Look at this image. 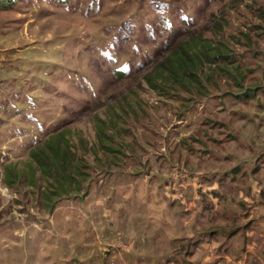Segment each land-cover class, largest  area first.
Segmentation results:
<instances>
[{
	"label": "rangeland",
	"instance_id": "1",
	"mask_svg": "<svg viewBox=\"0 0 264 264\" xmlns=\"http://www.w3.org/2000/svg\"><path fill=\"white\" fill-rule=\"evenodd\" d=\"M263 12L264 0H0V264H193L198 231L223 228L225 248L241 215L264 224ZM192 37L215 48L203 70L220 49L238 74L208 72L201 93L152 89L166 45ZM59 126L90 166L80 195L50 210L30 152Z\"/></svg>",
	"mask_w": 264,
	"mask_h": 264
},
{
	"label": "trees",
	"instance_id": "2",
	"mask_svg": "<svg viewBox=\"0 0 264 264\" xmlns=\"http://www.w3.org/2000/svg\"><path fill=\"white\" fill-rule=\"evenodd\" d=\"M7 2L9 0H1V5H5ZM262 17H264V12ZM211 46L212 42L210 39L205 40L201 38L200 40H194L193 37L188 41H184L179 47L171 48L170 44L166 45L168 54L166 57H162V60L156 62L157 65L152 70L150 77L146 78L147 83L152 89L155 86H158V89H163L169 84L175 90L195 87L196 91L201 93L205 87L201 80L209 78L208 72H216V70L225 71V77H232V73L229 70L232 69L238 74L237 66L233 68L232 65H229L228 55L224 54L220 49H217L218 54L213 56L216 57L213 59L219 62L213 64V68L209 66L208 70L202 69V60L210 51V56L214 54L215 48L212 49ZM213 59L212 61H214ZM126 74L120 72L117 75L118 77H125L124 75ZM234 81L237 82L236 80ZM94 119L99 128L107 126L110 123L99 115L94 116ZM100 133H103L102 129ZM233 137L235 136L233 135ZM71 141L72 135L70 137L67 130L63 131L62 126H59L49 133L42 135V137L39 136L34 140V145L31 146L33 147L30 152L31 160L37 164L36 170L40 171L44 179L43 181L48 184L43 194L44 198L51 204L50 210L54 209V203L60 199H70L79 196L82 185L86 182L81 169L84 167L86 170L90 164L84 166L85 161L74 156ZM205 151L212 153L210 149H206ZM11 167H4L5 177L8 180L13 175L12 171L14 167ZM177 172L180 173L179 170ZM180 176L181 174L177 176V181L175 182L179 181ZM169 189L172 191L171 186ZM215 193L214 195H216ZM71 195L74 196L71 197ZM210 206L209 203L205 208L211 210ZM241 216L242 218H246L247 215ZM216 230H223V228L219 229L218 226H213L209 232Z\"/></svg>",
	"mask_w": 264,
	"mask_h": 264
},
{
	"label": "crops",
	"instance_id": "3",
	"mask_svg": "<svg viewBox=\"0 0 264 264\" xmlns=\"http://www.w3.org/2000/svg\"><path fill=\"white\" fill-rule=\"evenodd\" d=\"M169 190L170 193H172L171 189ZM214 196L217 197V195ZM213 198L214 197L210 195L209 200L207 201L208 204L210 200L213 201ZM189 210H192L191 206H189ZM203 210H206L208 213L215 211L213 208L207 210L205 207H203ZM252 213V210H250V218H242L244 220L238 224L239 227L225 233L226 237L230 236V239L227 241L229 245L228 247L222 248V242L224 240L223 238H220V236L223 234V230L210 232V235H207L208 231H198L201 237L206 238L207 240L201 238L192 246L193 250H191L190 253H194L193 256L202 253L197 260H194L193 264H264V224L260 221L256 222V218L250 221V219L254 217H252ZM258 216L262 217L264 214H258ZM262 221H264V218ZM257 225L259 229L255 231ZM235 241H238V245L234 244ZM204 242L209 244L206 250L202 249L200 246ZM256 252L259 255H257ZM171 262L175 263L176 261L171 258L168 260L167 264H171Z\"/></svg>",
	"mask_w": 264,
	"mask_h": 264
}]
</instances>
